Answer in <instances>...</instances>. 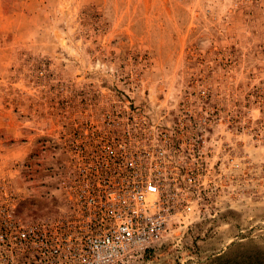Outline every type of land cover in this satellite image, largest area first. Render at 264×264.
<instances>
[{
	"label": "rangeland",
	"instance_id": "374dc122",
	"mask_svg": "<svg viewBox=\"0 0 264 264\" xmlns=\"http://www.w3.org/2000/svg\"><path fill=\"white\" fill-rule=\"evenodd\" d=\"M119 100L209 106L222 160L201 215L126 264H264V0H0V194L20 219L62 207L67 106Z\"/></svg>",
	"mask_w": 264,
	"mask_h": 264
},
{
	"label": "built area",
	"instance_id": "2783aa9c",
	"mask_svg": "<svg viewBox=\"0 0 264 264\" xmlns=\"http://www.w3.org/2000/svg\"><path fill=\"white\" fill-rule=\"evenodd\" d=\"M206 94L200 90L198 100ZM67 110L56 137L62 207L24 221L3 187L0 222L12 230L0 233V264H126L157 246L172 223L201 215L222 161L209 106L155 113L119 100ZM232 152L230 165L239 167Z\"/></svg>",
	"mask_w": 264,
	"mask_h": 264
}]
</instances>
